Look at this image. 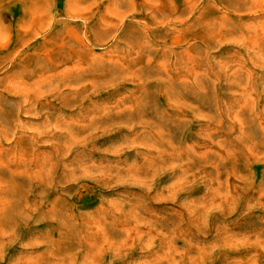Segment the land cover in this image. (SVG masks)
<instances>
[{"label":"rangeland","instance_id":"374dc122","mask_svg":"<svg viewBox=\"0 0 264 264\" xmlns=\"http://www.w3.org/2000/svg\"><path fill=\"white\" fill-rule=\"evenodd\" d=\"M0 264H264V0H0Z\"/></svg>","mask_w":264,"mask_h":264}]
</instances>
